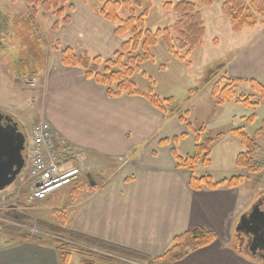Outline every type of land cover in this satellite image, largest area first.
Returning <instances> with one entry per match:
<instances>
[{"label": "crops", "instance_id": "obj_1", "mask_svg": "<svg viewBox=\"0 0 264 264\" xmlns=\"http://www.w3.org/2000/svg\"><path fill=\"white\" fill-rule=\"evenodd\" d=\"M214 9L209 17L225 22L219 10L215 14V6ZM210 24L215 36L207 45L215 46L219 43L217 31L221 25L216 26L212 21ZM222 25L228 36L241 34L242 37L238 51L230 57L237 58V77L232 78L251 79L264 86V24L238 33L227 22ZM57 31L63 32L60 37L58 34L59 39L56 37L65 41L62 45L90 57L109 58L123 41L114 34L112 23L83 2L74 5L69 23L62 24ZM58 55L59 50L40 80L44 85L40 96L45 99L42 96L38 118L45 117L57 134L82 149L87 162L124 158L119 165L120 171H125L122 178L93 194L92 204L75 215L78 231L153 257L170 246L174 236L202 226L214 231L216 239L204 248L189 252L182 264H264L259 252L250 251L246 243L240 244L235 229L239 216L250 209L248 206L258 188L251 184L242 188L240 183L235 187L192 189L189 179L194 175L193 169L178 167L172 153L174 147L180 156L178 137H187L186 128L177 124L178 130L173 131L175 143L171 144V136L163 131L169 120L166 113L140 96L123 94L108 98L104 88L86 77L83 68L63 66ZM218 57L216 61L222 59L221 54ZM212 62L213 58H209L205 63L210 66L202 72L205 79H201L202 85L192 97L205 84L213 86L216 78L222 83L230 79L226 77L229 60L218 62V69ZM199 80L195 78L194 82ZM260 186L264 188V184ZM69 187H64L63 192ZM79 193L88 196L81 189L78 196ZM84 217H87L85 224ZM13 236L10 234V238L0 242V264H58L50 243L34 239L19 242Z\"/></svg>", "mask_w": 264, "mask_h": 264}, {"label": "rangeland", "instance_id": "obj_2", "mask_svg": "<svg viewBox=\"0 0 264 264\" xmlns=\"http://www.w3.org/2000/svg\"><path fill=\"white\" fill-rule=\"evenodd\" d=\"M171 1L173 3L176 2V0ZM81 2L90 6V8L94 9L102 17L98 10L103 5L102 0H71L73 5ZM150 2L151 7L144 18L146 28L151 31L159 28H170L176 20L177 15L172 10H165L163 8V0H150ZM222 3L223 0H215L210 6H197V10L200 11L204 21L205 32L207 31V33L204 32L203 42L200 46L195 47L188 54L185 51H179V55L182 58H176L168 52L165 44L159 39L154 46L150 47L152 57L149 60L139 63L138 70L132 73L130 79L140 91L153 93L159 96V98L171 97V100L165 103L168 109L165 112H168L166 119L172 120L166 122L163 131L168 133V136H171L170 142L174 144L175 140L173 138L175 134L173 131L178 130L177 124L186 128L187 137H178L177 151L180 156L185 157L187 154L192 153L195 134H199L200 141L207 137L212 139L209 146L210 165L204 166L198 162L193 168L195 176L209 175L216 181L231 175L241 174L243 175L241 182L242 188L249 184L256 186L258 191L255 193L254 201L256 202L257 199H261L260 205L264 207V188L260 186L264 184L262 182L264 181V169L259 174L249 176V173L239 169L235 165V156L240 151H243L244 147L231 132L232 129L240 128L250 136L253 135L256 129L262 125L264 118V99L258 92L252 90L251 79L237 80L236 78H232L237 77L235 71L237 58L231 59L230 57L238 51L237 45H239L238 43L240 42V38L242 40V37L241 34L230 37L223 29L224 26L222 24L227 22L230 27V23L222 13ZM144 6L145 0H142L140 7L137 5L134 6L136 15L142 12ZM214 6L216 8L215 14L218 13V9L219 16L223 17L226 20L225 22L217 17L216 19L209 17L212 14L211 12L215 10ZM206 9L209 11H206ZM71 12L69 9L66 11L70 17ZM119 15L122 18L127 16L123 10H120ZM54 20L55 15L52 11L43 12L42 9H39L37 14H31L27 0H0V42L2 43L0 45V110L10 114L12 119L21 126L26 139V147L23 148L24 150L22 152L24 155V167L22 171L13 182L0 190V197L6 196L8 198L13 196L15 189L18 191L20 200L17 202V199H13L15 204H11L12 210L14 209L15 211L7 212L5 209V211L0 210V216L12 219L18 224L5 225L0 221V242L5 237L10 238V234H13V237H17V233H20L19 235L28 234L34 236L39 241L48 242L54 238H60L62 235L59 231H63L67 237L74 238V235H83L87 238L94 239L78 231L76 224H74V217L82 213L87 205L92 204L91 197L93 194L101 189L107 188L110 182L116 184L125 172L123 170L120 171L122 166H119L123 163L122 160L124 158L121 161L99 160L94 161L95 163L87 162L83 150L71 144L83 154L81 160L74 162L80 169L78 179L68 185L70 187L66 192H63L62 188L60 193L58 192L59 194L50 196L44 200H29L26 196L31 182V180L26 179V175L28 174L26 156L30 142L29 130L32 123L37 121L40 116L39 109L42 106L43 95L40 96V92L43 90V83L40 80L47 70V66L54 62L55 52L57 53L58 50L60 52L67 47L73 51L71 47L62 45L65 42L64 40V42L57 40L63 32L51 28ZM211 21L216 26L221 25V28L217 31L219 43L215 46L207 45V42L215 36V33L211 32ZM263 24L264 20L257 24V26H262ZM118 37H121L125 41L130 38V35L126 34ZM69 39H72L71 36H69ZM204 41L206 45L202 46ZM121 45L122 43L118 50H120ZM229 48L231 49L228 51ZM141 52L138 49L133 52V55L137 53L141 54ZM73 53L80 55L74 51ZM220 54L222 59L216 61L215 59H218V55ZM58 56L60 60V55ZM94 57H100L101 60L105 61L113 59L115 53L109 58H102L99 55L91 56V58ZM126 57L127 55L123 57V61H126ZM209 58H213L212 65L215 69L219 68L220 63L227 60L230 61L226 77L235 80L234 91L236 95H249L251 103L244 104L229 100L218 104L216 99L211 96V84H205L201 88V92L192 97L197 91V88L202 85L201 79L204 78L202 72L205 70V67L210 66V64L205 65L206 62L208 63ZM218 62L220 63L217 64ZM60 64H62L61 61ZM103 67L104 65L100 64L99 68L103 69ZM114 69L116 67L112 68V70ZM30 73L34 74L38 81L34 87L26 84L27 79L25 78L32 76ZM195 78L200 80L196 83L194 82ZM90 79L94 82L92 78ZM216 82L217 78L214 79L213 84ZM95 84L104 88L106 94V87L97 83ZM112 87H115V85H112ZM123 94L140 96L148 101L145 96L140 94L122 93L121 95ZM43 97L45 99V96ZM180 116L185 118H182V123L179 121ZM44 120L47 121L45 117ZM258 140L261 145V153H264V135L258 138ZM86 173H90L92 180L95 182L93 186H90L86 178ZM17 184L18 186L22 184L21 188L18 189L16 187ZM80 189L81 191H86L88 196L84 195L85 192L79 193L78 196L77 193ZM262 193L263 195H261ZM254 201L251 202L248 208L253 206L252 203ZM89 216L91 217V213ZM61 217L63 218L62 220L60 219ZM86 218H83V224H85L84 221ZM74 239L76 240L72 241L74 243L76 242L80 249L72 252L70 264H119L122 261L127 264H165L160 259V256L169 247L158 256L144 257V254L104 240H99L101 244H96L88 242L84 238ZM105 244H109L111 249L105 247ZM123 250H130L131 253L126 252L124 254ZM186 256L175 264H182Z\"/></svg>", "mask_w": 264, "mask_h": 264}, {"label": "trees", "instance_id": "obj_3", "mask_svg": "<svg viewBox=\"0 0 264 264\" xmlns=\"http://www.w3.org/2000/svg\"><path fill=\"white\" fill-rule=\"evenodd\" d=\"M214 1L176 0L173 3L171 0H163V8L172 10L177 18L170 28H159L151 31L144 25V18L151 7L150 0H145L144 9L138 15H136L134 6L140 7L142 0H102L103 5L98 9L99 13L114 25V34L116 36L127 34L130 35V38L122 42L120 50L116 51L115 57L110 60L103 61L100 57L91 58L87 54L75 55L67 47L59 52L60 61L65 66L83 68L87 78H92L95 83L106 87V95L109 98L122 93L140 94L145 96L151 105L161 109L168 115V112H165L168 110L165 103L169 102L171 97L159 98L153 93L140 91L135 87L130 77L134 71L138 70L139 63L152 57L150 47L154 46L159 39L165 44L168 52L176 58H182L179 51H185L188 54L192 49L200 46L203 42L205 29L202 15L197 10V6H210ZM27 5L31 14H37L39 9H42L43 12L52 11L55 15V20L51 26L53 30H57L62 24L69 23L70 16L67 15L66 11L68 9L70 11L74 10L71 0H27ZM120 10L127 14L125 18L120 17ZM221 10L224 17L228 19L233 32H239L244 27H255L264 20V0H223ZM0 45H2L1 42ZM138 49L142 51L141 54L133 55V52ZM125 55H127L126 61H123ZM100 64L104 65L103 69L99 68ZM114 67L116 69L112 70ZM234 83V79H227L226 83L218 80L213 84L211 93L218 104L229 100L244 104L251 103L249 95H236ZM250 83L252 90L258 92L264 99V86L254 80H250ZM112 85H115V87H112ZM180 117L179 121L182 123V118H185ZM231 132L244 147L243 151L237 153L234 160L235 165L251 175L260 173L264 169V162L259 158L262 151L258 138L264 135V118L261 127L256 129L251 136L240 128L232 129ZM173 139L175 140V138ZM194 141L192 153L185 157L177 155L175 149L172 148L178 167L192 170L198 162L204 166L210 165L209 146L212 139L207 137L200 141L199 134H195ZM242 180L243 175L241 174L231 175L218 181H214L209 175H191L189 185L194 190H198L202 186L209 188L218 186L235 187ZM59 233L62 235L60 238L44 242L50 243L55 249L58 264H70L72 252L80 249L78 244L72 241L76 240L74 238H84L88 242L101 244L99 240L87 238L83 235H74V238H72L67 237L63 231H59ZM17 234V241L19 242L30 239L39 241L28 234ZM215 237L214 231L201 226H194L174 236L170 246L163 252L160 259L165 264H175L186 256L189 251L211 244ZM104 246L110 248L109 244ZM126 252L131 253L130 250H123L124 254ZM122 263L127 264L126 262Z\"/></svg>", "mask_w": 264, "mask_h": 264}, {"label": "built area", "instance_id": "obj_4", "mask_svg": "<svg viewBox=\"0 0 264 264\" xmlns=\"http://www.w3.org/2000/svg\"><path fill=\"white\" fill-rule=\"evenodd\" d=\"M26 84L36 86L34 78H28ZM29 146L27 150L26 179L31 180L27 198L29 200H44L58 193L62 188L76 181L80 169L74 164L81 160L83 154L76 150L63 136L56 134L44 118H38L29 130ZM264 161V157H263ZM22 184H17L21 188ZM13 199L20 200L18 191H14L10 198L0 197V210L13 212ZM5 209V210H4ZM2 224L17 225L12 219L0 216Z\"/></svg>", "mask_w": 264, "mask_h": 264}, {"label": "water", "instance_id": "obj_5", "mask_svg": "<svg viewBox=\"0 0 264 264\" xmlns=\"http://www.w3.org/2000/svg\"><path fill=\"white\" fill-rule=\"evenodd\" d=\"M11 118L8 113L0 110V190L9 185L22 168L20 151L25 140L23 130L17 123L2 125V121L9 122ZM13 166L15 169L12 171ZM86 178L90 186L95 184L90 173H86ZM235 229L239 232L240 244L246 243L250 251L259 252L264 258V211L257 205L253 206L250 213L240 216Z\"/></svg>", "mask_w": 264, "mask_h": 264}, {"label": "flooded vegetation", "instance_id": "obj_6", "mask_svg": "<svg viewBox=\"0 0 264 264\" xmlns=\"http://www.w3.org/2000/svg\"><path fill=\"white\" fill-rule=\"evenodd\" d=\"M7 113V112H6ZM10 115V114H9ZM12 123H17L16 121H14L12 118H11V121H9V122H5V121H2V125H7V126H9V125H11ZM18 124V123H17ZM26 139L23 141V147L21 148V151H20V155H21V160H22V168L20 169V171L17 173V175L22 171V169H23V167H24V155H23V148L24 147H26ZM15 169V166H13V168H12V171ZM17 175H16V177H17ZM11 177V173L9 174V178ZM261 195H263V193L261 194ZM257 202V203H256ZM256 202H255V204H253V206H255V205H257L258 207H259V209L260 210H263L264 211V207H262L261 205H260V203H261V199H257L256 200ZM252 206V207H253ZM252 207L246 212L247 214L248 213H250L251 211H252ZM256 215V214H255ZM240 235V234H239ZM241 235H243L242 233H241Z\"/></svg>", "mask_w": 264, "mask_h": 264}]
</instances>
